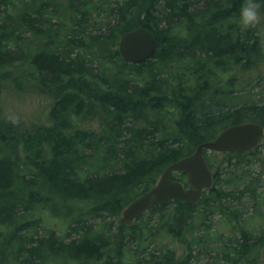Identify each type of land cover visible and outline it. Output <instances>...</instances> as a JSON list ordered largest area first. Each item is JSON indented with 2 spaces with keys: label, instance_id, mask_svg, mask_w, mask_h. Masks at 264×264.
I'll use <instances>...</instances> for the list:
<instances>
[{
  "label": "trees",
  "instance_id": "obj_1",
  "mask_svg": "<svg viewBox=\"0 0 264 264\" xmlns=\"http://www.w3.org/2000/svg\"><path fill=\"white\" fill-rule=\"evenodd\" d=\"M241 3L0 0V92L10 79L53 98L47 125L18 131L0 116V262L9 256L12 264H173L142 249L143 237L164 232L183 245L175 264H264V222L258 234L249 231L241 222L254 215L239 208L246 193L258 195V174L243 169L256 148L210 151L212 159L205 150L214 183L196 204L175 199L132 225L119 218L117 230L106 220L224 128L264 126V97L252 99L244 83L254 76L251 86L264 88V75L256 73L264 49L257 30L239 23ZM139 26L157 47L152 58L129 63L117 44ZM85 118H97L99 130L77 126ZM170 178L187 185L183 171ZM55 199L59 215L88 209L104 217L73 224L67 240L51 228L46 236L22 232ZM216 210L224 214L209 230L204 219ZM134 241L135 250L125 248Z\"/></svg>",
  "mask_w": 264,
  "mask_h": 264
},
{
  "label": "rangeland",
  "instance_id": "obj_2",
  "mask_svg": "<svg viewBox=\"0 0 264 264\" xmlns=\"http://www.w3.org/2000/svg\"><path fill=\"white\" fill-rule=\"evenodd\" d=\"M253 28H255L257 30L256 32L260 34L262 40L261 46L264 49V22L257 26L251 27V30ZM257 71H259L261 75H264L263 62L258 65L256 73ZM251 74L255 75V71L252 70ZM254 79L255 77L251 76L249 80L244 83L245 86L248 85V87H250L252 90L250 95L253 96L251 98L256 100L255 98L258 96L256 93L260 92L258 97H264V88L261 90V87L258 86L257 83L251 86ZM30 84L32 85V83H25L23 87L19 88L18 86H15L16 84L13 80L11 81L9 79L3 84L0 92V116H3L7 120L14 121V123L18 125V131L49 124L48 112L53 98L47 94H41L37 90H33L34 88H31ZM259 89L261 91H259ZM96 119L97 118H95V120H92V118L79 119L77 126L80 128L99 130L98 120L96 121ZM253 151V154L249 155L248 162L243 165V169H247L253 175L258 174L260 178V182L257 186L258 195L255 197H250L249 193H246V196L241 200L242 205L239 206V208L241 211H243L242 214L244 215H254L253 218H248L247 220L244 219L241 223H243L249 229V231L253 233L256 232L258 234L264 222V218H259V215L264 213V138ZM205 154L209 158L212 156L210 151H206ZM243 186L244 185L240 186V188H243ZM40 208L41 213L37 214L40 216V218L37 217L36 220L32 222L33 229L30 228L29 230L22 231L24 233L27 232V236L31 232L38 233L40 236H46L45 234H47V230H49L48 228H51L55 229V235H57L59 238L65 240L68 236L67 239H70L74 237L73 233L68 235L70 231L69 228L70 226H73V224L78 223L79 221L97 224L104 217V214H89L88 209H85L82 214L59 215L55 211L56 209H61L59 199H55L54 202L49 206V209L43 206ZM211 214V216L204 219V225H208L207 228L209 230H215V227L220 224L222 217L221 214L224 213L216 210ZM119 218L122 219L121 211L117 214V216L112 214V216L106 217V220L111 222L110 227L112 230L118 229ZM141 222L142 221H138V223ZM150 224L151 222L148 223V225ZM125 228L130 231L127 227ZM151 231H155V229H152ZM223 231L226 232L228 229L223 227ZM209 245L214 247V243H210ZM182 246L183 245L177 239H172L169 234L164 232L156 233L153 238L143 237L142 240V249L145 250V252L153 251L157 252V254H163L165 260L170 261L171 263L173 262V264H175V262L179 260L184 254V249ZM128 247L132 248V250H135L137 248V244L134 241L128 243L125 248ZM201 249L204 248L201 247ZM209 250L210 252L212 251L210 254H216L214 249L212 250L210 248ZM4 255L5 254H0V258L4 257ZM259 259L264 262V252L260 253ZM191 260L192 259H190V262H192ZM201 262L204 263L205 260H202ZM0 264H12L10 257L6 256L5 260H2ZM53 264L61 263L54 262Z\"/></svg>",
  "mask_w": 264,
  "mask_h": 264
},
{
  "label": "water",
  "instance_id": "obj_3",
  "mask_svg": "<svg viewBox=\"0 0 264 264\" xmlns=\"http://www.w3.org/2000/svg\"><path fill=\"white\" fill-rule=\"evenodd\" d=\"M156 47L151 31L139 26L120 36L117 50L124 61L141 63L153 57ZM263 136L264 126L255 121L224 128L213 139L198 144L192 153L168 164L153 186L123 208V221L130 225L146 210L175 199L198 203L204 190L213 187V172L205 159L204 150L245 152L256 148ZM175 171L186 173V186L182 181L170 178V174Z\"/></svg>",
  "mask_w": 264,
  "mask_h": 264
},
{
  "label": "clouds",
  "instance_id": "obj_4",
  "mask_svg": "<svg viewBox=\"0 0 264 264\" xmlns=\"http://www.w3.org/2000/svg\"><path fill=\"white\" fill-rule=\"evenodd\" d=\"M238 20L245 28L264 22V0H242Z\"/></svg>",
  "mask_w": 264,
  "mask_h": 264
}]
</instances>
